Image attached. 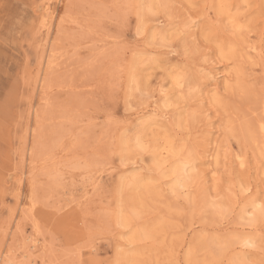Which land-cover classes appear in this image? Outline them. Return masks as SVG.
<instances>
[{"label": "rangeland", "instance_id": "1", "mask_svg": "<svg viewBox=\"0 0 264 264\" xmlns=\"http://www.w3.org/2000/svg\"><path fill=\"white\" fill-rule=\"evenodd\" d=\"M260 115L264 0H0V264H264Z\"/></svg>", "mask_w": 264, "mask_h": 264}, {"label": "bare ground", "instance_id": "2", "mask_svg": "<svg viewBox=\"0 0 264 264\" xmlns=\"http://www.w3.org/2000/svg\"><path fill=\"white\" fill-rule=\"evenodd\" d=\"M223 1V0H222ZM224 1H226V0H224ZM225 4V3H224ZM230 4V3H229ZM226 5H227V3H226ZM221 6V5H220ZM227 6H229V5H227ZM226 6V7H227ZM228 8V7H227ZM226 8V9H227ZM233 9L231 8L229 11H230V13L228 14L227 12V16L226 17H228V19L229 18H234V17H236L237 15H235L234 14V12L232 13L231 11H232ZM221 11H222V8H221ZM224 11H225V9H224ZM238 18V17H237ZM240 19V18H239ZM229 21H230V19H229ZM230 23V22H229ZM236 25V24H235ZM244 25V24H243ZM232 26H233V24H232ZM239 26V25H238ZM234 27V26H233ZM243 27V26H242ZM243 29V28H242ZM55 45V44H54ZM236 45V44H235ZM53 46V45H52ZM232 46V45H231ZM230 47V46H229ZM221 51V55H222V57L223 58H226V60H233V61H238L237 60V51H236V49L235 48H230L228 51H225V50H220ZM240 53V52H239ZM239 53H238V55H239ZM239 64V63H238ZM229 65H231V63H229ZM236 65V64H235ZM225 67V66H224ZM228 68V67H227ZM238 68V66L236 67V69ZM233 70V69H232ZM221 71V70H220ZM228 73H229V71H227ZM228 73H226L225 75H223V77H225L224 78V81H226L225 82V86H229V84L227 83L228 82V80L230 79V76L228 75ZM217 75V73H215L214 72V70H212V68H209V71H208V78H210V79H214V76H216ZM236 77H238V76H236ZM239 78H240V76H239ZM178 79L180 80V78L178 77ZM178 79H176L177 80V83L178 84H180V81H178ZM227 79V80H226ZM238 79V78H237ZM215 80V79H214ZM216 80H218L217 78H216ZM221 80V79H220ZM223 80L221 81V82H224ZM233 81V80H232ZM209 82H211V86H214V88H215V90H216V92H218L219 90H220V88L218 87V86H216L215 87V85H216V82H212L211 80L209 81ZM230 83V82H229ZM233 83H235V82H233ZM238 83H240V82H238ZM228 84V85H227ZM235 85V84H234ZM224 86V85H223ZM230 86H232V85H230ZM229 86V87H230ZM237 86V85H236ZM235 86V87H236ZM207 87V86H206ZM210 88V87H209ZM233 88H234V86H233ZM239 88H240V85H239ZM229 90V89H228ZM221 93V92H220ZM44 97V96H43ZM220 102H222L220 99H217V103H220ZM237 102V101H236ZM221 104V103H220ZM259 104V103H258ZM248 125V124H247ZM229 128H232V127H229ZM250 129H251V132L253 133V136L251 137L253 140H252V142L254 141L255 143H256V146H257V149H259V155H261L262 154V158H264V115L263 116H259V117H257L256 118V120L254 121V123L251 125V127H250ZM160 131V130H159ZM250 131V130H249ZM36 137V136H35ZM172 139V138H171ZM209 139V138H208ZM35 141H36V139H35ZM168 141H169V139H168ZM170 142V141H169ZM172 143H174V142H172ZM217 143V142H216ZM37 144V143H36ZM171 144V143H170ZM245 144V143H244ZM172 146V145H171ZM194 147V146H193ZM161 148V147H160ZM177 148V147H176ZM168 149V148H167ZM213 149V148H212ZM260 149H262V151H260ZM173 151H175V150H173ZM180 151V150H179ZM179 151L177 152V153H179ZM170 152V151H169ZM175 153V152H174ZM196 153V152H195ZM211 153V152H210ZM209 153V156H208V158L210 157V156H213V154L211 153L210 154ZM24 157V156H23ZM155 158V157H154ZM212 158V157H211ZM245 160H246V158H244ZM34 160V159H33ZM191 161L189 160H183V161H181V162H179L178 164H176V166L175 167H173L172 168V170H171V173L172 174H175L176 175V177H175V179H173L174 180V182H173V186L175 187L174 189H176V188H184L183 186L185 185L184 184V182H182L183 180H182V178H184L185 179V177L187 178L188 177V175L190 174H188L187 175V170L190 172L192 169L194 170L195 169V165L192 163H190ZM36 164V163H35ZM190 164V165H189ZM243 164H244V161L243 160H240L239 161V165L240 166H243ZM159 171V170H158ZM184 172H186V175L187 176H185L184 175ZM191 175V174H190ZM148 179V178H147ZM189 179V178H188ZM193 179V178H192ZM171 181V180H170ZM188 182V181H187ZM142 183V182H141ZM171 184V183H170ZM185 189V188H184ZM212 196V195H211ZM259 203L260 202H258L257 200H255L254 202H253V204H254V206L255 207H258V206H260L259 205ZM129 218V217H128ZM127 218V219H128ZM255 218H256V215H255ZM259 221V220H258ZM33 241V240H32ZM31 241V242H32ZM245 244H249V241L248 240H246V239H244V241H243V244L242 245H245ZM31 245H33L32 243H31ZM2 258V257H1ZM13 261V260H12ZM8 262V261H7ZM8 264H9V262H8Z\"/></svg>", "mask_w": 264, "mask_h": 264}]
</instances>
